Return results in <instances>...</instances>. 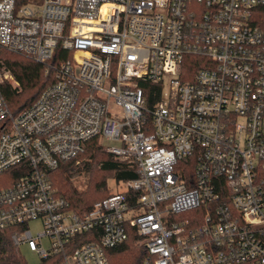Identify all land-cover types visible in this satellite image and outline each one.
<instances>
[{
	"label": "built area",
	"instance_id": "obj_1",
	"mask_svg": "<svg viewBox=\"0 0 264 264\" xmlns=\"http://www.w3.org/2000/svg\"><path fill=\"white\" fill-rule=\"evenodd\" d=\"M4 51L55 75L14 114L0 61V174L24 173L0 188V228H22L17 246L110 264L132 227L141 264H264V0H0ZM94 139L138 176L79 215L48 172Z\"/></svg>",
	"mask_w": 264,
	"mask_h": 264
},
{
	"label": "trees",
	"instance_id": "obj_2",
	"mask_svg": "<svg viewBox=\"0 0 264 264\" xmlns=\"http://www.w3.org/2000/svg\"><path fill=\"white\" fill-rule=\"evenodd\" d=\"M65 58L70 56L69 52L57 51ZM194 57H186L187 75L184 79H189L200 68L198 61ZM0 61L12 72L17 86L5 82L1 86L2 93L14 114L30 106L40 95V93L49 85L55 82L54 72L46 74V67L31 59L23 56L2 52ZM51 63L54 66L59 64L56 58ZM104 154V155H103ZM83 158L80 165H76L78 159ZM109 172L112 178L122 186V183L132 181L137 178V172L132 163L115 158L112 154L105 151L104 146L99 139L88 142L84 154L76 159L62 163L57 169L48 172V178L55 189L57 196L66 200L69 207L79 215H83L92 210L94 204L103 200L114 193L103 195L97 199L88 197L89 190L79 191L73 187L70 177L72 176H91L95 169ZM24 175L21 167L10 168L0 174V188L8 187ZM69 176V179H66ZM89 187V186H88ZM95 191H105L106 183H96ZM193 212H186L180 217H185ZM22 228L8 227L0 228V264H28L20 251V247L13 241V235ZM96 240L91 236H86L83 242ZM140 236L135 228L128 229V238L125 242L114 248L107 250V256L110 264H141L146 257L144 246L140 245ZM131 254H133L131 256ZM60 257H52L48 264H58Z\"/></svg>",
	"mask_w": 264,
	"mask_h": 264
},
{
	"label": "rangeland",
	"instance_id": "obj_3",
	"mask_svg": "<svg viewBox=\"0 0 264 264\" xmlns=\"http://www.w3.org/2000/svg\"><path fill=\"white\" fill-rule=\"evenodd\" d=\"M11 84L13 86H17L16 82L15 83L12 82ZM115 144L117 143L112 142V141L104 142L105 146L115 145ZM82 161H83V158L81 157L80 159L77 160L75 164L80 165ZM66 179H69V176ZM70 180L72 182L73 187H77L79 191H85L87 190V188L90 189L88 197H93L92 199H94L95 197H96L95 199H97L103 195L114 193L122 189L121 185H119V183L116 182L112 178L111 173L101 171L99 168L95 169L93 171V174L89 177L83 176V175L72 176L70 177ZM103 182L106 183L105 191H101V192L95 191L94 189L95 184L96 183L100 184ZM29 229H31V231L33 232V235L36 236L38 233L42 232V224L39 221H31L29 223ZM42 241H43V245L47 248L49 246L48 238L44 237ZM20 251L28 264H40L41 262L40 256L36 252L31 251L27 245L25 244L20 245ZM132 255L133 254H131V256Z\"/></svg>",
	"mask_w": 264,
	"mask_h": 264
}]
</instances>
